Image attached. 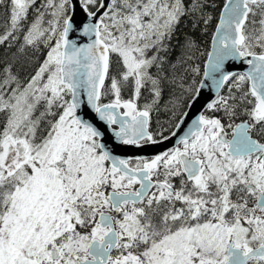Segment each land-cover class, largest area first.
I'll return each instance as SVG.
<instances>
[{
	"label": "snow or ice",
	"instance_id": "obj_1",
	"mask_svg": "<svg viewBox=\"0 0 264 264\" xmlns=\"http://www.w3.org/2000/svg\"><path fill=\"white\" fill-rule=\"evenodd\" d=\"M0 264H264V0H0Z\"/></svg>",
	"mask_w": 264,
	"mask_h": 264
},
{
	"label": "trees",
	"instance_id": "obj_2",
	"mask_svg": "<svg viewBox=\"0 0 264 264\" xmlns=\"http://www.w3.org/2000/svg\"><path fill=\"white\" fill-rule=\"evenodd\" d=\"M212 31H213V29H209V32H208L207 35H205V36H198V39H200L201 42H202V50H204L205 52L211 50V47H210V43H211L210 37H211Z\"/></svg>",
	"mask_w": 264,
	"mask_h": 264
},
{
	"label": "water",
	"instance_id": "obj_3",
	"mask_svg": "<svg viewBox=\"0 0 264 264\" xmlns=\"http://www.w3.org/2000/svg\"><path fill=\"white\" fill-rule=\"evenodd\" d=\"M232 67H233V68H235L236 66H235V65H233ZM208 98H210V93H208V92H205V93H204V98L201 100V102H200V103L202 104V103L204 102V100H207ZM197 107H199V105H198ZM192 115H193V117H194V113H193ZM168 143H169V145H170V144L172 143V141H169ZM134 151H135V150H132V151H130V152H129V153H127V154H129V155H130V154H132V152H134Z\"/></svg>",
	"mask_w": 264,
	"mask_h": 264
}]
</instances>
